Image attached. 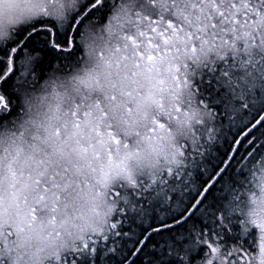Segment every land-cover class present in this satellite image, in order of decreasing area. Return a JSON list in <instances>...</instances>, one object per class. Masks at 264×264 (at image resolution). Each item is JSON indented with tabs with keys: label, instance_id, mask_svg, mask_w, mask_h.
<instances>
[{
	"label": "snow or ice",
	"instance_id": "obj_1",
	"mask_svg": "<svg viewBox=\"0 0 264 264\" xmlns=\"http://www.w3.org/2000/svg\"><path fill=\"white\" fill-rule=\"evenodd\" d=\"M0 264H264V0H0Z\"/></svg>",
	"mask_w": 264,
	"mask_h": 264
},
{
	"label": "trees",
	"instance_id": "obj_2",
	"mask_svg": "<svg viewBox=\"0 0 264 264\" xmlns=\"http://www.w3.org/2000/svg\"><path fill=\"white\" fill-rule=\"evenodd\" d=\"M182 210V205L178 204L175 207H172L170 209H165V215L164 216H147L145 217L140 225L139 228L135 230V236L133 237V242L135 241L136 238L144 234V232H149L152 227L156 226L159 224L162 219H168L171 218L172 215L179 213ZM154 241H160L162 237L160 235H156L154 238ZM131 246V245H130Z\"/></svg>",
	"mask_w": 264,
	"mask_h": 264
},
{
	"label": "clouds",
	"instance_id": "obj_3",
	"mask_svg": "<svg viewBox=\"0 0 264 264\" xmlns=\"http://www.w3.org/2000/svg\"><path fill=\"white\" fill-rule=\"evenodd\" d=\"M102 47H103V41H101V42L99 43V46H98V48H97V51H99L100 48H102ZM36 104H37V109H38V110H40V111H43V110H44V107H45V106L42 105L40 101H37Z\"/></svg>",
	"mask_w": 264,
	"mask_h": 264
},
{
	"label": "bare ground",
	"instance_id": "obj_4",
	"mask_svg": "<svg viewBox=\"0 0 264 264\" xmlns=\"http://www.w3.org/2000/svg\"><path fill=\"white\" fill-rule=\"evenodd\" d=\"M144 233H147V232H144Z\"/></svg>",
	"mask_w": 264,
	"mask_h": 264
}]
</instances>
